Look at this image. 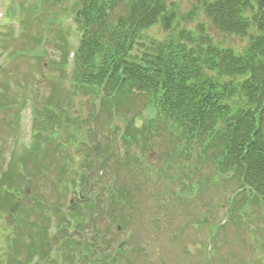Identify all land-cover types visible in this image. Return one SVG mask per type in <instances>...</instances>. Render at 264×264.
Masks as SVG:
<instances>
[{
    "label": "rangeland",
    "instance_id": "rangeland-1",
    "mask_svg": "<svg viewBox=\"0 0 264 264\" xmlns=\"http://www.w3.org/2000/svg\"><path fill=\"white\" fill-rule=\"evenodd\" d=\"M206 1L208 0H203L204 3ZM33 3L34 0H15L14 8L16 15L14 17L17 16L19 17V20H23L24 16L22 15V12L25 13L23 9H31ZM165 3L169 10L175 7L177 20L167 31L157 23L145 30L139 31L135 37L137 38L136 42L139 43L141 48L128 50L131 56L141 59L143 54H148L152 51L151 41H154L155 43L164 42L169 37H176L179 30H195L201 25L207 29L210 28L208 19L204 15L206 7L204 4L200 6L196 0H165ZM122 6V4L117 7L114 5L113 7L116 8L113 13L117 16H124L126 10ZM43 7L44 5H42V8ZM249 11L250 9L247 13H249ZM245 16H247V14H245ZM44 22V20H40L39 23L35 22L32 26H29L27 28L29 33H25L24 38L18 40L11 39L10 45L24 51V53L17 58H11L8 60L6 69L7 74L5 73L6 80H9L10 85L13 86V81L21 85L22 88L20 89V93L22 95L24 93L27 94V97H33L36 102L35 105H37L38 108L45 101L46 96L49 95L51 87L47 85L48 82L40 81V77L37 75V70L43 71L47 76H59L58 72L55 70V64L60 61V52L57 46H54V38L44 47L45 54L42 55V57H39L38 68L34 63L25 60V57L28 58L32 56L29 51L33 50V47L37 45L40 27H42L40 24H43ZM248 22L252 28H256L257 23H254L251 18ZM209 33L212 36L214 46L231 49L236 54L243 53L255 38L251 36L257 35V32L254 29L249 32L247 37H233L228 33H220L217 29H209ZM106 56L107 53H102L101 56H97V61H101V58ZM1 79L2 77H0V80ZM14 97L15 96L10 94L7 95V93H5L3 82L0 83V180L7 171L11 153H15V150L13 149L14 141L25 146V143L20 142L18 138L21 141H24L29 132L28 122L25 120V118H27V110H24L22 113L23 119L19 133L18 129L14 130L16 112L11 108L8 109L6 107V104L13 102ZM70 99L71 101H67L66 103L70 105L72 113L75 116L74 119L81 122L86 121L84 128L86 127L88 130L85 128V134L91 133L92 130L90 125L87 124V121H89L91 117L90 97H70ZM139 101L136 100L134 103L128 105H121L118 120L119 127L123 128L133 116H135V122H137L138 126L141 121L148 118V116H145L141 119V116L136 115V113L143 107L144 100ZM90 122H92V120ZM93 124L94 123H92V126ZM42 127L47 128V125ZM103 130V128L99 130V128L95 126L93 131L98 132L99 137H96L98 133L91 136V139L96 137L99 140V142L91 140L98 147L99 153L102 143L106 142V139H103L104 134L101 133ZM166 141V135L161 134V136L157 138V144L155 146L153 145L155 148L144 154L146 161L153 170L157 171V168L164 164V162L162 163L161 161L164 159L162 157V145L165 144ZM48 147L55 148L51 144L48 145ZM198 149L199 148H194V151H200ZM55 151L57 152V158L45 160V164L47 163L48 165H51L52 168L60 166L64 159H60L62 154L61 151L57 149H55ZM178 160L179 159H176L175 157L170 159L174 165L179 162ZM189 164L191 165L192 163L189 161ZM195 164L196 163L194 162L193 165ZM13 165H16L19 170H23V166L18 164V160L13 161ZM109 165L113 166L112 163ZM27 167L30 168V164ZM199 170L200 172L194 176L195 181L199 182L201 181V178H204L200 177V173L201 175H206V179L216 180L214 167L211 163L200 164ZM30 171L34 172L29 173L32 175L33 180L31 178L29 179L31 182L28 192L22 196V199L18 202V215L16 219L11 222L12 224L10 223L11 230L16 237L17 245L21 244L20 247H16L15 253H12L13 249L10 251L8 257L11 264L17 263V259L19 258L22 259V257H24L25 259L28 255L27 252L30 247L29 235L31 233V228L34 225L39 226L37 220L38 215L35 214L37 211L35 201L38 202V200H40L44 202L45 200V203H58L62 206L65 203L64 199H61L58 202L57 198H54V195L51 194V188L53 190L52 184L55 183L56 178L61 175H56L54 172H48L47 175L45 174L40 177L37 176L38 174L36 175L35 171H32L31 168ZM113 171L114 170L109 168L108 171L105 170L103 173L99 174V176L98 173L91 172L88 175L89 179L87 182H93L95 188L101 190L106 182L112 177L111 174ZM170 172L173 171L169 170V173ZM34 174L36 178L33 177ZM136 174L137 176H130L124 171L119 172V180H127V185L131 186V192H133L132 196H129V202L123 206L125 207L124 210L116 206L114 207L115 211L110 213L112 210V204L110 205L111 200L109 199L110 195L108 197H102L100 202H97L90 200L96 198V196L99 197L100 194H96L94 189L90 193L89 202L94 203V205L91 208L92 213L90 217L87 218H91L92 222L96 221L100 223L104 232L107 233L109 239L112 241V245L114 244V246H116L118 239L122 236V234H117L115 231L114 225L116 223H121L124 228L123 230H135L132 240L123 248V250H126L124 253L125 256L118 254L117 257H113L114 260L109 259L102 264H264V248L262 252V246L264 245V238H262L264 237V215L257 205L252 206L251 215L248 214L247 216L249 221H228L227 218V225L221 226L218 223V215L216 214V210L219 209L215 208L214 204L213 208H215V211L214 213H211L212 209L210 210V208L212 205L209 206V198L205 199L201 196L202 200L207 203V206L203 208H199L193 203L195 198L198 197V192H201L200 188L195 186L183 194V201L185 204H188V206L181 208L185 205H176L175 207H172L170 204L165 208L160 209L163 205V201L168 200V195L165 193L163 194V201L156 200L158 201V204L153 201L155 200L153 197L155 195L160 196L162 192L168 188H172V190H186L185 187L183 188L180 185V178H175V181L170 185L165 181H161L162 183L160 181L156 182L155 186L152 185L153 188L151 187L149 193L141 185L143 184V180L147 181L144 177L145 173L140 171ZM181 176L182 175H180V177ZM61 179L66 180L64 176H62ZM25 183L26 180L20 179L18 184L21 188ZM211 188L210 192H212V194L210 195V198L213 196L214 203L221 202L222 204L225 203L224 200H226L228 194L230 192V195L232 194V189H235L233 182L231 181L228 183L221 182L220 185L217 186L218 190L216 189V186H211ZM111 189L112 188L110 187L107 193H109ZM170 201L175 202L176 200L172 199L168 202ZM150 202L151 207L149 208L148 203ZM88 204L89 203H87V205ZM219 205L216 206L218 207ZM209 210L211 213L210 217L208 215ZM146 215L147 217H151L150 222L147 225H144L143 217L145 218ZM198 219L205 220L208 225H202V227H199L197 224ZM16 225H18L17 228ZM231 225L234 226V230L226 232ZM257 227L260 228V231L256 233ZM93 230L94 228H89V231L86 232L87 238H92ZM188 252L194 253V255H190ZM23 253L24 255L20 256V254ZM133 254L136 255L133 256Z\"/></svg>",
    "mask_w": 264,
    "mask_h": 264
},
{
    "label": "trees",
    "instance_id": "trees-1",
    "mask_svg": "<svg viewBox=\"0 0 264 264\" xmlns=\"http://www.w3.org/2000/svg\"><path fill=\"white\" fill-rule=\"evenodd\" d=\"M87 1L83 17L90 36L83 43L82 63L94 74L86 80L106 81L119 91L130 84L152 91L171 118L198 130L223 161L230 160L231 152L246 163L250 175L264 179V0L204 3L209 29L233 37L257 32L241 54L214 46L209 29L201 25L179 30L164 42L151 41L152 51L141 59L128 52L141 48L135 36L156 23L169 30L177 20L175 7L169 10L165 0ZM117 4L125 8L124 16L113 13ZM23 11L30 22L33 7ZM15 15L14 9L11 17ZM104 52L107 56L97 61Z\"/></svg>",
    "mask_w": 264,
    "mask_h": 264
},
{
    "label": "water",
    "instance_id": "water-1",
    "mask_svg": "<svg viewBox=\"0 0 264 264\" xmlns=\"http://www.w3.org/2000/svg\"><path fill=\"white\" fill-rule=\"evenodd\" d=\"M15 216H16V212L14 211V213H13V218H15Z\"/></svg>",
    "mask_w": 264,
    "mask_h": 264
}]
</instances>
